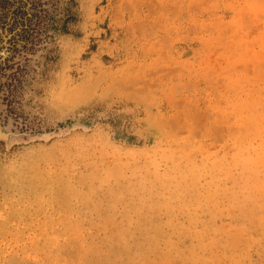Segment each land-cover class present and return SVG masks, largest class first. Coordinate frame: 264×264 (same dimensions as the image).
<instances>
[{
    "label": "rangeland",
    "instance_id": "374dc122",
    "mask_svg": "<svg viewBox=\"0 0 264 264\" xmlns=\"http://www.w3.org/2000/svg\"><path fill=\"white\" fill-rule=\"evenodd\" d=\"M0 264H264V0H0Z\"/></svg>",
    "mask_w": 264,
    "mask_h": 264
},
{
    "label": "trees",
    "instance_id": "16d2710c",
    "mask_svg": "<svg viewBox=\"0 0 264 264\" xmlns=\"http://www.w3.org/2000/svg\"><path fill=\"white\" fill-rule=\"evenodd\" d=\"M33 7V6H32ZM34 15V14H33ZM33 15L30 14V18H33ZM35 16V15H34ZM11 34L13 35V32H11ZM13 37V36H12Z\"/></svg>",
    "mask_w": 264,
    "mask_h": 264
}]
</instances>
